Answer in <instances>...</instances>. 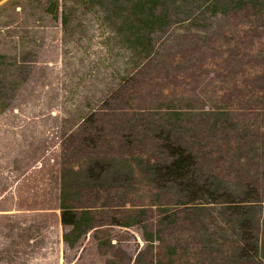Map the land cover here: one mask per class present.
Here are the masks:
<instances>
[{
    "label": "rangeland",
    "instance_id": "374dc122",
    "mask_svg": "<svg viewBox=\"0 0 264 264\" xmlns=\"http://www.w3.org/2000/svg\"><path fill=\"white\" fill-rule=\"evenodd\" d=\"M159 263L264 264V0H0V264Z\"/></svg>",
    "mask_w": 264,
    "mask_h": 264
},
{
    "label": "trees",
    "instance_id": "16d2710c",
    "mask_svg": "<svg viewBox=\"0 0 264 264\" xmlns=\"http://www.w3.org/2000/svg\"><path fill=\"white\" fill-rule=\"evenodd\" d=\"M59 9L58 3H56L53 9H49L52 14H57ZM260 115L261 112H258ZM170 126V125H169ZM153 137L151 140L154 141L155 149L163 153L164 158L162 161L159 159H154L152 155L148 153V158L144 160V165L148 166L157 175H164L174 180L180 182L188 178L190 171L196 167L195 157L192 152L187 149V146L177 137V131L165 130L161 128V131L158 132L153 130ZM87 140L84 141V138H81L82 144L86 146ZM92 153V152H91ZM91 153H88L90 155ZM153 162V163H152ZM260 174H263V170H260ZM61 223L65 228H70V234L75 237V242H79L84 236L89 234L92 231L102 228L104 224L103 220L96 217L94 209L89 206L78 207L68 201L66 197H63L61 203ZM118 223L119 221H114ZM161 223L157 225L156 229L151 231V233L156 232L159 237H161L164 228L161 227ZM110 223H105V225ZM113 224V222L111 223ZM120 226L128 227L129 223L127 221H121L118 223ZM154 226V225H153ZM70 235L64 236V240L70 243ZM150 242H153V239H147ZM168 242L165 246H167ZM160 264V263H159Z\"/></svg>",
    "mask_w": 264,
    "mask_h": 264
}]
</instances>
